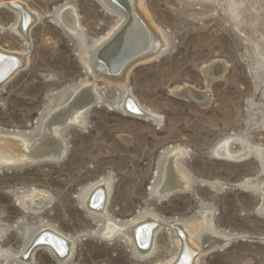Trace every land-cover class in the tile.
I'll list each match as a JSON object with an SVG mask.
<instances>
[{
  "label": "rangeland",
  "instance_id": "rangeland-1",
  "mask_svg": "<svg viewBox=\"0 0 264 264\" xmlns=\"http://www.w3.org/2000/svg\"><path fill=\"white\" fill-rule=\"evenodd\" d=\"M22 1L38 14L29 43L15 30L17 12L0 0V47L25 51L29 58L0 86V133L31 143L74 89L95 81L81 52L119 16L99 0ZM68 5L80 17L82 41L62 25L60 11ZM144 5L169 45L158 58L134 67L127 87L161 118L123 110L125 88L99 80L102 99L86 110L82 124H66L60 133L64 155L0 166V256H9L0 264H162L177 250L172 224L197 230L207 214L210 226L231 240L206 252L199 264H264V170L255 152L264 148V0H144ZM215 61L226 70L209 85L206 106L177 92L187 85L207 90L203 70ZM246 146L248 156H226ZM174 148L185 150L178 158L190 185L163 196L156 186ZM100 181L111 188L104 216L85 205L90 187ZM38 192L49 197L47 207L26 209V199ZM149 213L164 222L151 256L137 253L120 234H105L107 221L122 225ZM48 226L72 240L69 257L35 245L29 262L18 261L35 233Z\"/></svg>",
  "mask_w": 264,
  "mask_h": 264
},
{
  "label": "bare ground",
  "instance_id": "bare-ground-1",
  "mask_svg": "<svg viewBox=\"0 0 264 264\" xmlns=\"http://www.w3.org/2000/svg\"><path fill=\"white\" fill-rule=\"evenodd\" d=\"M99 2L109 13L119 16V20L108 32L98 37L94 44L81 52V58L86 64L87 71L95 81H86L80 85V88L74 89L70 99L58 105L49 115L43 124L40 136L35 141L33 140L34 142L30 143L22 135L0 133V166L46 158L58 159L64 155L66 145L60 133L66 124H82L85 121L86 110L94 102L102 99L97 87L99 80L125 88L121 104L123 110L135 116L144 115L156 120L161 118L160 115L140 105L127 87V82L134 67L162 55L169 45L166 35L148 15L144 0H99ZM5 3L17 12L19 20L15 30L29 43L31 27L38 20V14L22 0H5ZM60 18L67 31L79 40L81 39L80 41L85 39L86 33L73 5L63 7L60 11ZM28 61V54L25 51H9L0 47V86L11 80L28 64ZM223 63L215 61L204 68L207 90H199L187 85L179 88L177 92L181 96L206 106L211 99L209 85L216 79L222 78L226 70V64ZM81 88L84 89L79 91ZM225 148V145L220 147L221 150ZM255 150H257L256 155L259 156L264 170V148ZM184 152L182 148H174L167 159V164L162 170L163 181L160 186H156L159 194L167 196L189 187V178L183 171L180 158H178ZM250 153V149L246 146L241 154L231 152L226 156L231 159H240ZM110 190L107 181L93 184L85 198L87 209L99 216H104ZM48 204L49 197L38 192L26 199L24 206L30 211L40 212ZM107 223L105 230L107 236L120 234L134 245L137 253L151 256L156 247V236L164 222L157 215L149 213L143 219H133L122 225L112 221H107ZM211 223L210 214H207L203 220L199 221L197 230L196 227L192 229L193 227L190 228L183 222L177 221L172 224L170 230L175 234L177 250L167 262L162 264H199L202 256L209 250L226 247L231 240L230 237L216 231L210 226ZM31 244L30 250L26 249L28 252L20 255L18 261L29 262L35 245L47 246L61 259L68 258L73 251L72 240L51 226L42 227L37 234L35 233ZM5 255L7 254L0 256V261L8 260L9 256L5 258Z\"/></svg>",
  "mask_w": 264,
  "mask_h": 264
}]
</instances>
